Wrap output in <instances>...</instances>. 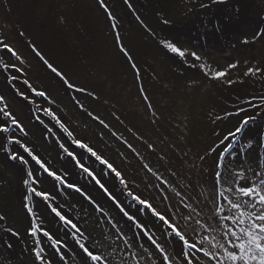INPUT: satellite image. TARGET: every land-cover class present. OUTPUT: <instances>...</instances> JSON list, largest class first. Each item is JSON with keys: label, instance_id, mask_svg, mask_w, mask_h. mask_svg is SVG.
I'll use <instances>...</instances> for the list:
<instances>
[{"label": "rangeland", "instance_id": "1", "mask_svg": "<svg viewBox=\"0 0 264 264\" xmlns=\"http://www.w3.org/2000/svg\"><path fill=\"white\" fill-rule=\"evenodd\" d=\"M105 3L117 18L121 42L131 59L117 46L115 32L97 0H0V39L10 43L24 60L20 65L15 57L0 49L1 94L25 129L21 134L12 128L8 135L19 138L42 161L51 160L54 164L50 169L62 175L67 173L66 179L94 197L96 204L71 189L58 187L57 193L52 187H57V182L51 184L48 176L43 178L38 172L43 170L19 145L9 144L8 148L29 161L28 167L38 180V188L56 197L54 203L63 206V211L83 231L82 242L106 257L108 264H152L153 259L160 264L162 257L146 237L133 238V247L125 248L112 225H117L120 233L128 237H134L138 230L126 217L128 225L125 224L115 204L75 167L59 147L60 143L94 171L125 210L153 233L164 251L179 262L182 261L179 244L167 235L151 210L144 209L128 193L148 201L181 226L186 223L184 217L191 215L193 219L187 222L186 229L189 237L194 235L193 229L199 231L196 219L219 224V216L229 213L226 201H220L224 212H217L214 207V202L220 200L215 186L217 154L221 150L217 145L248 115L257 116L242 134L243 143H250L252 147L244 156L235 151V158L225 159L226 167L220 169L226 180L222 187L229 190L230 198L236 199L231 191L235 186L234 173L241 167L251 168L253 171L246 172L250 179L254 171H264V147L261 146L264 110L249 104V101L256 105L264 102L261 100L264 97V36L260 35L264 33V0H129L131 7L124 0H105ZM137 16L143 21H138ZM20 32L25 35L20 36ZM245 39L249 43L244 44ZM147 40V48L141 49ZM169 42L189 54L182 59L168 52L163 45ZM32 46L71 83L87 92L67 89L39 60ZM192 51L201 56L200 61L192 58ZM201 63L205 65L203 69L199 66ZM232 63L237 66L229 67ZM11 64L22 67L23 73L5 70L4 65ZM249 69L257 71L251 74ZM217 71L225 75L212 78ZM13 74L18 79L9 83L8 77ZM24 79L45 91L53 103L35 97L23 83ZM17 88L35 103L17 95ZM44 107L54 110L74 138L87 143L109 161L122 174L127 186L90 153L73 144L72 138L43 115ZM241 108L245 111L240 112ZM89 112L107 127L92 119ZM37 115L52 129L51 133L36 119ZM2 122L7 123L5 118ZM6 143L4 134H0V213L6 217L4 223L0 221V264H33L34 238L27 232L31 218L23 213L21 198L27 194L23 186L27 169L19 161L8 158L9 153L3 149ZM34 199L35 212L66 245L62 250L65 257L60 260L62 264H71L70 259L76 257L85 264L83 253L75 245L73 230L54 218L42 200ZM185 204L195 212H190ZM96 205L102 210H97ZM43 209L46 212L42 213ZM37 236L40 246L47 250L45 254L53 264H59V255L45 248L51 247L47 238L42 233ZM141 243L144 248L140 247ZM129 250L135 253V259ZM200 259H206L202 253Z\"/></svg>", "mask_w": 264, "mask_h": 264}, {"label": "snow or ice", "instance_id": "2", "mask_svg": "<svg viewBox=\"0 0 264 264\" xmlns=\"http://www.w3.org/2000/svg\"><path fill=\"white\" fill-rule=\"evenodd\" d=\"M97 2L99 7L106 13L107 20L110 22V28L115 32L117 46L126 57L131 59L127 49L121 42L118 26L115 23L117 18L113 16L108 5L105 3V0H97ZM218 2H223V0H218ZM124 3L129 4V0H124ZM129 7H131L130 4ZM136 19L139 21L140 17L137 16ZM19 35L24 36L25 33L20 32ZM260 35L264 36V33H261ZM253 39H255V37H253ZM242 42L244 44L249 43L247 39L243 40ZM163 47L168 52L176 54L182 59L189 54L182 50L181 47L174 42L165 43ZM0 49H4L10 53L11 56L16 58L20 65L24 64V60L20 57L16 49L5 39H0ZM32 51L39 58V60L43 62L47 69L50 70L51 73L55 74L57 78H59V81H61L63 85L67 87V89H70L74 92H87L86 89L77 87L71 83L65 74L56 66H54L44 55H42L35 46H32ZM190 55L195 61L201 60V56L195 51H192ZM132 66L133 68L136 67L134 62ZM189 66L195 67V65ZM199 66L202 69L205 67V65L202 63ZM236 66L237 65L235 63L229 65V67ZM4 68L5 70L10 68L14 70L15 73H23L22 67L18 66L17 64L4 65ZM256 71V69H249V73L251 74H254ZM137 75H139L138 70ZM224 75V72L217 71L212 78H219ZM17 79L18 77L14 74L9 75L8 77L9 83ZM23 83L28 86V88L31 90V93L35 97L44 98L48 104L53 103L45 91L37 89L29 82V80L24 79ZM13 87H15V85H13ZM141 91H143V89H141ZM16 93L17 95L23 97L24 100H28L29 103H35L34 100H29V97L21 92L18 88L16 89ZM88 94L94 95V93ZM145 99H147L146 96ZM261 100L264 101V97H261ZM249 104L251 107L264 110V102L256 105L253 104L252 101H249ZM80 107L83 109V105H80ZM149 107H151V104H149ZM37 108H39V105H37ZM244 111L245 109H240V112ZM42 112L44 116L51 118V120H53L55 124L64 133H66L69 138H72L73 144H75L78 148L84 149L86 152L90 153L91 157H94L95 160L101 165H104L109 170H111V172L114 173L117 178H119L122 185H125V187L127 186L122 174L109 161L104 159L87 143L74 138L72 131H70L66 124L61 121V119L56 115L51 107H44ZM89 115L92 117V119L99 121L100 124H104V121L100 120L99 117L94 116L90 112ZM0 116L5 118L7 121V123L0 122V134H4L7 141V143L3 146L4 151L9 153L8 158L10 160L19 161V163L25 165L27 169V178L23 179V186L27 190V194L23 197L22 207L31 218L30 227L27 232L28 235L34 238L35 246L33 252L35 260L38 262V264H53V261L48 255L45 254L47 250L40 246L41 241L39 239H35L37 233H42V235L47 238L54 254L59 255V259L61 261L65 259L62 250L66 247V245L58 237L54 236V234L51 232V229L45 225L44 219L34 211L36 203L34 198H39L47 205L50 214H53L54 218H58V221L63 226L70 227L73 230V238L76 245L79 247L83 253V256L85 257V264H88V261H91L92 264H108L106 257L94 252L86 245L85 242H82L84 239L83 231L71 218L67 216V214L63 211V206L56 205L54 203L56 197L51 193L45 192L38 188V180L34 177L33 170L28 167L29 161L26 160L23 155L11 151L8 148V145H19L20 148H22L23 151L27 153L29 157H31L32 161H35L36 165H38L48 177L57 182L59 187L73 190L91 204H96L94 197L84 191V189H82L78 184L69 182L66 179L67 173L62 175L58 171L50 169L46 165V162L42 161V159L37 154H34L33 149L22 143L19 138L8 135L12 128L19 130L21 134L25 133V129L16 116L9 110L8 101L3 94H0ZM36 119L41 124H44V121L39 115L36 116ZM255 119H257V116L255 115L243 117L235 130L229 132L228 135L221 139L220 144L217 145V147H219L221 150L217 154L218 158L216 162L217 171L215 172V186L217 187L216 195L220 198V200L214 202V207L216 208L217 212H224V206L220 201H226L228 205L227 211L229 213L227 215L219 216V224H208L202 222L201 219H196L195 224L199 226V231L193 229L194 235L189 237L186 229L188 228L187 222L193 219L191 215H186L184 217L186 223L181 226L179 223L158 212L148 201L134 195L131 192L128 193V195L131 196L132 199L135 200L139 205H142L144 209H150L152 216L156 217L162 222L167 235L172 237L179 244L181 249L179 255L182 257V261L179 262L170 257L164 251V248L161 246V244L153 238V233H151L140 221H138L134 216L130 215L125 210L114 194L96 176L94 171L85 166L78 156L65 147L63 143H60L59 147L67 155V157L71 158V161L74 162L75 167L80 169L82 173H84L91 181H93L94 184L103 191V194L115 204L123 216L126 217L128 221H131L134 228L138 230L137 233H134V237H128L120 233V229L117 227V225H112L113 228H116L117 234L122 240L125 248L130 249L133 246V238L141 240L146 237L147 240L155 246V250L160 253V256L162 257L160 264H264V171H254L253 177L249 179L246 177V172L253 171L251 168L241 167L239 170H237L233 175L235 186L231 189V191L235 194L236 199L230 198L227 195L229 190L222 187L226 180L224 178V174L220 171V169L226 167L224 161L227 159V157L233 156V158H235V151H238L241 156H244L247 149L252 147L250 143H243L242 134L245 127ZM44 126L47 128L49 133L52 132V129L48 128L47 124H44ZM104 126L107 127L106 124H104ZM261 146L264 147V144ZM149 147L152 146L149 145ZM212 151L215 152L216 149L213 148ZM201 159H203V157ZM145 167H147V165H145ZM257 178H259V182H257ZM157 179L161 178L157 177ZM163 183L167 182L163 181ZM177 195L179 196L180 193H177ZM181 201H183V197H181ZM184 206L189 208L190 212H195V209L190 205L185 204ZM96 207L97 210H102L100 209L99 205H96ZM196 215L199 216L200 214L196 213ZM5 219L6 217L4 215H0V221ZM214 233H217L218 235H214ZM13 235H16V233H13ZM197 236H199V238H197ZM9 247L11 246L9 245ZM140 247L144 248L145 246L143 243H141ZM145 251H148V249L145 248ZM201 253L203 257L206 258L203 261L200 259ZM133 259H135V253H133ZM152 264H157V260L153 259Z\"/></svg>", "mask_w": 264, "mask_h": 264}, {"label": "trees", "instance_id": "3", "mask_svg": "<svg viewBox=\"0 0 264 264\" xmlns=\"http://www.w3.org/2000/svg\"><path fill=\"white\" fill-rule=\"evenodd\" d=\"M140 21H143V19H140ZM157 41H158V39H157ZM147 42H148V40L147 41H144V46L141 48V49H144V48H147ZM260 102V101H259ZM9 163V162H8ZM9 165H11L10 163H9ZM23 190V192H24V189H22ZM22 198H23V194H22ZM22 209H23V207H22ZM34 211H35V209H34ZM3 212H1V215H3L2 214ZM23 213L25 214V215H28L27 213H26V211L23 209ZM79 217V216H78ZM26 218H27V216H26ZM25 230H27L26 228H24ZM67 229H69V228H67ZM27 234V233H26ZM39 237L38 236H36V238L35 239H38ZM26 240V239H25ZM29 241L31 242L32 240L31 239H29ZM27 242V241H26ZM42 243L44 244V241H42ZM75 245H76V243H75ZM51 246V245H50ZM48 249H50V250H52L53 251V249L51 248V247H49V245H47L46 246ZM133 247V246H132ZM129 253L132 255L133 253H131L130 252V250H129ZM75 256H76V253H75ZM34 260V259H33ZM115 261V260H114ZM33 262V264H38V262L37 261H32ZM58 262H59V264H62L63 262H61L60 261V259H58ZM70 262H71V264H83V262L81 263V260L78 258V257H76L75 258V260L74 259H70Z\"/></svg>", "mask_w": 264, "mask_h": 264}, {"label": "flooded vegetation", "instance_id": "4", "mask_svg": "<svg viewBox=\"0 0 264 264\" xmlns=\"http://www.w3.org/2000/svg\"><path fill=\"white\" fill-rule=\"evenodd\" d=\"M53 164H54V163H52L51 160H49V161L47 160V161H46V165H47L48 167H49L50 165L53 166ZM58 166H59V165H58ZM60 167H61V166H60ZM73 168H74V171H75V167H73ZM62 169H63V168H62ZM37 171H38V169H37ZM38 172L40 173V175H41L43 178L47 176V175H45L46 173H44V172H43V173H41L40 171H38ZM60 172H61V171H60ZM61 173H62V172H61ZM47 178H48V180L51 182V184L54 182V180H53L52 178H50V177H47ZM43 184H44V182H43ZM52 187L54 188V190H55L57 193L59 192V191H58V187H59V186L55 187V186L52 185ZM51 190L53 191V189H50V192H51ZM44 191L46 192V190H44ZM43 212H46V211L43 209V210H42V213H43ZM42 213H40V214L42 215ZM37 214H38V213H37ZM121 217H122V219L124 220L125 224L128 225V224H127V221H126V218L123 216V214H121ZM44 218H45V217H44ZM45 219H46V218H45ZM3 226H4V225H3ZM5 227H6V226H5ZM70 231H71V230H70ZM71 233H72V232H71ZM57 235H58V234H57ZM58 236H59V235H58Z\"/></svg>", "mask_w": 264, "mask_h": 264}, {"label": "clouds", "instance_id": "5", "mask_svg": "<svg viewBox=\"0 0 264 264\" xmlns=\"http://www.w3.org/2000/svg\"><path fill=\"white\" fill-rule=\"evenodd\" d=\"M13 88V87H12ZM15 91V90H14ZM1 92H2V90L0 89V94H1ZM0 119H1V122L4 120V118L2 117V116H0ZM1 145V144H0ZM8 165H9V163H11V162H6ZM20 194H21V191H20ZM21 198H22V195H21ZM22 203H23V198H22ZM1 214V213H0ZM3 223H4V220H3ZM149 229H151V227H149ZM152 230V229H151ZM152 231H154V230H152ZM45 248H47L46 246H45ZM89 262V261H88ZM91 262H89V264H90ZM54 264H56V263H54Z\"/></svg>", "mask_w": 264, "mask_h": 264}, {"label": "bare ground", "instance_id": "6", "mask_svg": "<svg viewBox=\"0 0 264 264\" xmlns=\"http://www.w3.org/2000/svg\"><path fill=\"white\" fill-rule=\"evenodd\" d=\"M14 238V237H13ZM17 245V242L16 241H14V246H16Z\"/></svg>", "mask_w": 264, "mask_h": 264}]
</instances>
